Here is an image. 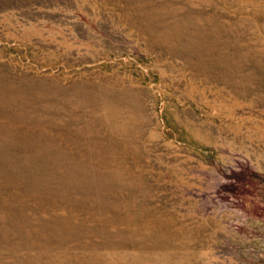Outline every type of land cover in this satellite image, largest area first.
Instances as JSON below:
<instances>
[{"label": "rangeland", "instance_id": "1", "mask_svg": "<svg viewBox=\"0 0 264 264\" xmlns=\"http://www.w3.org/2000/svg\"><path fill=\"white\" fill-rule=\"evenodd\" d=\"M0 264H264V0H0Z\"/></svg>", "mask_w": 264, "mask_h": 264}]
</instances>
